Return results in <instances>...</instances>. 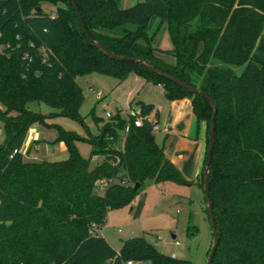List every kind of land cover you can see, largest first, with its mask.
<instances>
[{
  "label": "trees",
  "instance_id": "16d2710c",
  "mask_svg": "<svg viewBox=\"0 0 264 264\" xmlns=\"http://www.w3.org/2000/svg\"><path fill=\"white\" fill-rule=\"evenodd\" d=\"M76 1L109 50L142 58L214 99L208 179L218 246L211 264H264V0H142L128 7L120 0ZM45 2L54 9H45ZM162 27L170 48L153 43ZM0 44V264H194L158 251L143 236L124 239L117 250L91 233L147 180L194 183L155 142L151 103L137 102L139 112L127 116L117 109L98 135L88 137L44 118L82 119L77 76L96 71L121 81L133 73L161 85L168 100L191 99L197 119L206 122L207 150L210 102L142 65L104 54L88 39L70 0H0ZM32 101L52 110H31ZM36 122L56 127L67 157L24 158L19 148ZM76 140L92 144L91 155L110 154L92 164ZM195 183L203 187V169Z\"/></svg>",
  "mask_w": 264,
  "mask_h": 264
},
{
  "label": "rangeland",
  "instance_id": "374dc122",
  "mask_svg": "<svg viewBox=\"0 0 264 264\" xmlns=\"http://www.w3.org/2000/svg\"><path fill=\"white\" fill-rule=\"evenodd\" d=\"M138 1L142 0H121V6L128 7ZM44 5L45 9L54 7L46 2ZM154 41L153 43L162 49L171 47L169 35L163 27L158 31ZM157 55L170 62L174 61L171 55L161 52H157ZM242 68L243 66L237 67L235 71L240 73ZM133 75L130 73L120 83L117 78L96 71L77 76L76 82L84 94V100L78 108L82 119L54 116L45 117L44 121L59 124L84 137L95 136L102 131L103 124L110 120L107 116L108 112L114 115L120 107L128 108L130 111L129 102L133 95L137 94L143 102L152 103L164 97L158 85L151 82L129 96V90L133 85ZM0 108H3L1 100ZM28 108L43 114L52 110L48 105L35 101L28 103ZM95 118L99 119L95 120ZM29 129L19 148L24 153L25 159L40 161L53 157L63 159L64 155L67 157L65 144L55 139L58 135L56 127L36 122ZM36 132L41 143L36 142L31 145L30 137H33ZM3 141L4 133L0 121V144ZM75 144L82 156L91 155L92 144L88 141L76 140ZM109 154L110 152L105 150L97 155L92 154L91 163L101 161ZM95 191L99 194L103 193L102 188H97ZM194 226L195 230L192 229ZM99 232L117 250L124 239L143 236L158 251L167 255L174 254L177 258L189 259L194 264H205L212 242L202 187L197 183H183L177 180L161 182L147 180L141 190L135 192L120 206L108 211L106 222ZM131 261L132 264H150L149 261L132 259ZM110 264H115L113 259L110 260Z\"/></svg>",
  "mask_w": 264,
  "mask_h": 264
},
{
  "label": "crops",
  "instance_id": "0c3cea01",
  "mask_svg": "<svg viewBox=\"0 0 264 264\" xmlns=\"http://www.w3.org/2000/svg\"><path fill=\"white\" fill-rule=\"evenodd\" d=\"M44 6L43 3V7ZM53 9L54 7L47 10ZM132 79L133 85L129 90V96L138 92L140 88H143L148 83L136 74L132 76ZM121 81L119 80V83ZM158 87L163 93L162 86L158 85ZM131 98L129 102L130 111L128 108H117L120 110L121 115L127 116L130 112H139V105L137 102L143 101L138 98L137 94L133 95ZM144 103H151L153 105V109L147 117L154 122L153 133L155 142L162 148L165 157L179 170L182 176L195 183L204 165L206 152V122L197 119L193 111L191 99L188 97L168 100L164 96L155 103ZM38 136L36 132L33 137H30L32 142H30L31 145H34L36 142L37 144L38 142L41 143ZM63 157H66V155ZM58 158L62 157H53L48 160H57Z\"/></svg>",
  "mask_w": 264,
  "mask_h": 264
},
{
  "label": "water",
  "instance_id": "95a60500",
  "mask_svg": "<svg viewBox=\"0 0 264 264\" xmlns=\"http://www.w3.org/2000/svg\"><path fill=\"white\" fill-rule=\"evenodd\" d=\"M70 1L72 3V6L75 10L76 16H77L80 24L82 25L83 29L86 32L88 39L90 40V42H92L95 45L96 48H98L104 54L110 56L111 58L117 59V60L128 61V62H133V63L139 64V65H142L143 67L151 70L152 72H155V73L173 81L177 85L187 89L188 91L192 92L193 94H197V95L204 97L205 99H207L210 102V104L212 106V116H211L210 127H209V140H208V145H207V150H206V155H205V161H204V165H203V187H202V189H203L204 198L206 201V207L208 210V218H209V223H210V227H211V234H212L211 247L209 249L205 264H211L212 260L214 258L215 252L217 250V246H218V233H217L214 215H213V204H212V200L210 197L209 179H208L209 167H210V162H211L212 153H213L214 144H215V125H216V116H217V109H218L216 102L208 93L202 91L201 89H199V88H197V87H195V86H193L187 82L180 80L177 77H174L168 73H165V72L155 68L152 64L148 63L147 61L143 60L142 58L133 57V56H120V55L115 54L111 50H109L98 39L95 38V36L93 35L91 30L87 26L82 14H81V11L79 9L77 1L76 0H70ZM39 10H41V9L39 8ZM138 186H139V183L136 182L134 184L133 188L136 189Z\"/></svg>",
  "mask_w": 264,
  "mask_h": 264
},
{
  "label": "built area",
  "instance_id": "2783aa9c",
  "mask_svg": "<svg viewBox=\"0 0 264 264\" xmlns=\"http://www.w3.org/2000/svg\"><path fill=\"white\" fill-rule=\"evenodd\" d=\"M131 114H134V113H138V112H130ZM107 116L108 117H110L111 116V113L110 112H108L107 113ZM134 124L135 125H140L141 124V117H136L135 119H134ZM128 129H129V123H127L126 125H125V127H124V129H123V133H124V135H125V133L128 131ZM18 151V149H14L13 150V153H15V152H17ZM96 232H99V230H97V229H94V230H91V233L92 234H95ZM172 256H174V254L172 255ZM126 264H132V261L131 260H128V261H126L125 262Z\"/></svg>",
  "mask_w": 264,
  "mask_h": 264
}]
</instances>
